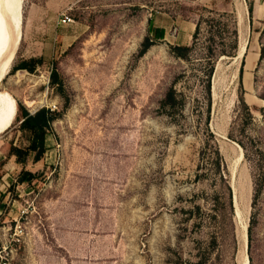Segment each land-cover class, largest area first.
<instances>
[{
	"label": "rangeland",
	"instance_id": "obj_1",
	"mask_svg": "<svg viewBox=\"0 0 264 264\" xmlns=\"http://www.w3.org/2000/svg\"><path fill=\"white\" fill-rule=\"evenodd\" d=\"M203 7L233 12L239 50L248 41L242 57L219 58L212 76L209 126L228 163L232 210L216 199L226 184L197 179L209 106L194 68L206 25L192 62L172 52L192 44L195 21L208 16ZM62 13L75 21L59 25ZM150 20L165 28L163 39L149 32ZM13 23L1 80L13 111L0 131V177L9 172L12 184L22 168L9 153L12 143L27 144L17 103L62 115L43 159L26 164L39 178L13 187L0 215L8 264H242L244 254L249 264H264V0H19ZM146 36L154 44L141 56ZM31 57L44 61L35 72L13 70ZM53 62L71 96L67 109L50 85ZM178 74L186 105L174 120L159 106Z\"/></svg>",
	"mask_w": 264,
	"mask_h": 264
},
{
	"label": "trees",
	"instance_id": "obj_2",
	"mask_svg": "<svg viewBox=\"0 0 264 264\" xmlns=\"http://www.w3.org/2000/svg\"><path fill=\"white\" fill-rule=\"evenodd\" d=\"M248 11L251 22L253 21L254 2L248 1ZM203 12L208 13L205 16L200 14L195 21V29L192 33L193 42L190 45H173L172 52L178 58L192 62L193 54L197 45V41L202 33L203 24L206 25V49L203 56L199 57L200 63L195 67L194 74L198 76V81L204 84L206 96L208 100L207 117L204 126H199L201 135V146L199 149V163L197 166V179H205L212 177L215 181L226 184L227 191L223 195L217 193V203L224 209H233V193L227 180L228 163L223 155L219 140L215 133L211 130L210 123V105L212 91V76L216 67V61L222 56H237L239 51V27L236 15L231 11H219L215 8L203 7ZM74 18V17H73ZM149 32L157 39H163L166 35L165 28L154 26L149 21ZM154 44V40L150 36H146L143 42V48L140 55H144ZM264 56V47L262 48L261 57ZM42 57H31L23 60L19 65L13 67V70L27 69L35 72L37 66L43 64ZM244 65L240 68V87L244 88ZM184 74H178L168 87L164 98L160 102L159 111L163 114L178 120L183 115L186 105V99L183 92L177 89V84ZM200 75V76H199ZM50 85L57 94L64 100V107L67 109L71 103V96L66 88L63 75L58 69L57 63L53 62L50 70ZM240 102L245 106L248 118H252L249 105L246 102L244 93L240 96ZM17 117H20L19 129L22 132L26 146H18L12 143L10 155L15 156L16 162L22 165L16 182H13L7 192H10L17 184L33 183L39 178V174L26 168V164L30 158L37 163L45 156L48 146L47 138L53 133V122L62 115L61 111L53 110L48 107H41L35 112L29 111L25 106L18 105ZM16 117V118H17ZM247 154V153H246ZM200 210V206H197ZM249 234V238H250ZM199 263H204L203 260Z\"/></svg>",
	"mask_w": 264,
	"mask_h": 264
},
{
	"label": "bare ground",
	"instance_id": "obj_3",
	"mask_svg": "<svg viewBox=\"0 0 264 264\" xmlns=\"http://www.w3.org/2000/svg\"><path fill=\"white\" fill-rule=\"evenodd\" d=\"M18 3L19 0H0V131L4 129L9 123V119L13 111V99L6 90L1 88V80L6 72L7 60L14 50V42L11 33H13V22L18 23ZM245 50L246 41H242L240 44L239 53L235 58L242 57L245 54ZM237 145L241 150L238 160H241L244 156V153L242 147L239 144ZM241 234L244 243L248 244L249 236L247 224L242 225ZM244 255L245 257L242 264H249V255Z\"/></svg>",
	"mask_w": 264,
	"mask_h": 264
},
{
	"label": "crops",
	"instance_id": "obj_4",
	"mask_svg": "<svg viewBox=\"0 0 264 264\" xmlns=\"http://www.w3.org/2000/svg\"><path fill=\"white\" fill-rule=\"evenodd\" d=\"M8 166L5 165V168ZM11 174L8 172L6 175H3L0 177V215L7 210L8 206L10 205L9 201V194L10 192H7L8 187L10 186V181L12 178H8ZM7 205V206H6ZM2 217H0L1 220Z\"/></svg>",
	"mask_w": 264,
	"mask_h": 264
},
{
	"label": "built area",
	"instance_id": "obj_5",
	"mask_svg": "<svg viewBox=\"0 0 264 264\" xmlns=\"http://www.w3.org/2000/svg\"><path fill=\"white\" fill-rule=\"evenodd\" d=\"M75 21V19L67 13H62L58 19V24L59 25H67V24H71ZM0 264H8L5 260H4V256L2 255V250L0 249Z\"/></svg>",
	"mask_w": 264,
	"mask_h": 264
},
{
	"label": "water",
	"instance_id": "obj_6",
	"mask_svg": "<svg viewBox=\"0 0 264 264\" xmlns=\"http://www.w3.org/2000/svg\"><path fill=\"white\" fill-rule=\"evenodd\" d=\"M246 42H248V41H246ZM246 49H247V43H246ZM244 153V152H243Z\"/></svg>",
	"mask_w": 264,
	"mask_h": 264
}]
</instances>
